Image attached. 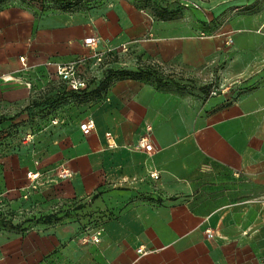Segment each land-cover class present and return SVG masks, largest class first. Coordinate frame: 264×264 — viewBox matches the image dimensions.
Returning <instances> with one entry per match:
<instances>
[{
    "label": "crops",
    "instance_id": "crops-1",
    "mask_svg": "<svg viewBox=\"0 0 264 264\" xmlns=\"http://www.w3.org/2000/svg\"><path fill=\"white\" fill-rule=\"evenodd\" d=\"M227 1L249 7L227 25L237 46L223 75L246 78L214 95L202 81L223 59V41L199 36L204 22L186 10L158 18L135 0L83 14L0 10V106L28 99L9 76L57 78L47 61L90 53L92 34L100 49L133 51L197 84L117 79L82 120H95L90 134L43 130L2 158L0 204L18 218L55 215L24 231L0 229V264H264V0ZM144 135L152 150L141 146ZM63 166L70 177L57 172ZM98 226L100 240H85Z\"/></svg>",
    "mask_w": 264,
    "mask_h": 264
},
{
    "label": "rangeland",
    "instance_id": "rangeland-1",
    "mask_svg": "<svg viewBox=\"0 0 264 264\" xmlns=\"http://www.w3.org/2000/svg\"><path fill=\"white\" fill-rule=\"evenodd\" d=\"M111 1L113 0H0V10L14 5L32 7L38 14L50 10H70L83 14ZM135 1L149 9L158 18H180L186 10L195 22H204L202 30L197 32L199 36L218 37L223 41L219 46L223 48V59L210 69L211 75L202 81L203 86H206L205 89L215 88L217 93L231 91L238 84V80L246 78L243 75L232 78L224 76L223 71L232 66L231 52L237 46L234 30L227 29V25L231 23L235 11L247 13L249 7L247 3L237 5L227 0ZM220 3L227 4L228 6L224 5L227 9L218 11L217 6ZM246 47L245 44V49ZM22 66L26 68L23 63ZM152 68L157 71V74H149L146 71ZM86 73L90 84L85 93L68 90L61 80L50 73L42 76L29 73L18 74L15 77L9 76L24 84L28 99L24 104H20L18 100H12L11 103L4 102L0 106V164L2 158L21 152L31 142L34 134L40 135L43 130V132H50V135L56 132L62 135L79 130L81 121L90 114L89 111L94 105L103 101L106 90L102 86L107 82L108 74H112V78L108 80L110 85L117 79L125 78L164 83L158 79L162 78L163 81L175 83L181 88H188V86L193 88L197 85L195 79L184 72L173 71L152 61H145L129 50L107 53L100 63L89 60ZM57 170L60 174L59 168ZM39 177L41 173L36 179ZM43 215L39 209H33L18 218L11 210H7V207L0 204V217L6 218L0 222V229L24 231L33 223L39 222L38 218L41 219Z\"/></svg>",
    "mask_w": 264,
    "mask_h": 264
},
{
    "label": "built area",
    "instance_id": "built-area-1",
    "mask_svg": "<svg viewBox=\"0 0 264 264\" xmlns=\"http://www.w3.org/2000/svg\"><path fill=\"white\" fill-rule=\"evenodd\" d=\"M85 44L90 47L91 51L88 54H82L70 61H55L48 60L47 65L52 67L53 73L59 80H62L66 83L69 89L79 90L87 87L88 78H87V63L89 60L94 62H102L107 53L113 52L111 48L103 50L99 48L100 38L95 34L89 35L85 38ZM21 61L26 65V57L21 56ZM217 94V90L213 88L210 92V95ZM96 127V122L93 118H87L80 123V128L84 134H90ZM141 146L147 150H152L154 144L150 141L148 135H144L140 140ZM62 177H70L72 171L70 168L63 166L60 170ZM40 175V172L28 171L27 176L36 179ZM154 177H158V172H153ZM103 230L102 226H98L95 232L87 233L84 236V239L87 240L91 238L94 241L100 240V234ZM208 234L211 235L210 229H208ZM139 251H143V248H139Z\"/></svg>",
    "mask_w": 264,
    "mask_h": 264
},
{
    "label": "trees",
    "instance_id": "trees-1",
    "mask_svg": "<svg viewBox=\"0 0 264 264\" xmlns=\"http://www.w3.org/2000/svg\"><path fill=\"white\" fill-rule=\"evenodd\" d=\"M146 71H147L149 74H154V75L157 74V71H156L154 68H152V69H150V70H146ZM111 78H112V74H108V75H107V82H105V83L103 84V86H102V87L105 88V90H107L108 87L110 86V81H108V80L111 79ZM158 79H159L161 82L167 83L166 81H163L162 78H158ZM61 81H62V80H61ZM62 83L67 87V85H66V83H65L64 81H62ZM102 83H103V82H102ZM89 84H90V81L88 82L87 87H85V88H83V89H79V90L69 89L68 87H67V89L70 90V91H73V92H77V93H85V92L87 91L88 87H89ZM210 87H211V86H210ZM203 88H206V86H203ZM210 92H211V89H209V92H208V93H210ZM54 215H55V213H53V214H44L43 216H41V219L38 218V220L52 218ZM5 219H6V218H1V217H0V222H3Z\"/></svg>",
    "mask_w": 264,
    "mask_h": 264
}]
</instances>
